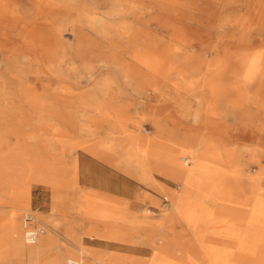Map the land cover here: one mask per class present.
I'll list each match as a JSON object with an SVG mask.
<instances>
[{
	"label": "rangeland",
	"instance_id": "374dc122",
	"mask_svg": "<svg viewBox=\"0 0 264 264\" xmlns=\"http://www.w3.org/2000/svg\"><path fill=\"white\" fill-rule=\"evenodd\" d=\"M151 1L0 0V264H158L157 255L172 264H210L203 261V250H235L230 223L223 221L226 203L215 187L202 201L204 191L189 189L186 179L173 175L170 156L175 154L186 169L203 162L212 171H229L216 162V152L201 159L196 143L184 135L203 136L202 122L212 103L219 111L228 106H216L208 101V91L196 86L211 60V15L217 22L242 20L260 8L247 0L217 6L209 0L199 4L206 11L192 21ZM126 12L131 14L126 18L130 39L123 30ZM95 13L98 20L91 24L88 16ZM168 44L184 52L175 56L166 50ZM146 57L165 61L166 70L147 69L139 61ZM221 118L225 125L210 126L208 144L221 147L227 131L242 135L238 155L245 179L255 177L258 168L250 159L258 148L245 134L249 122ZM235 147L229 142L226 148ZM80 151L119 167L143 188L135 207L102 195L107 200L101 208L113 217L107 226L86 216L91 207L99 212L104 200L78 183ZM51 175L53 186L46 183ZM35 177L42 181L32 182ZM240 193L250 197L251 190ZM20 194L28 206L18 202ZM197 203L211 215L191 228L182 209ZM232 205L250 208L253 203ZM27 217L32 229L44 230L34 244L26 240ZM12 219H18L21 238L33 253L13 245ZM44 236L48 243L41 245Z\"/></svg>",
	"mask_w": 264,
	"mask_h": 264
},
{
	"label": "bare ground",
	"instance_id": "6f19581e",
	"mask_svg": "<svg viewBox=\"0 0 264 264\" xmlns=\"http://www.w3.org/2000/svg\"><path fill=\"white\" fill-rule=\"evenodd\" d=\"M36 1L44 3L45 0ZM208 1L209 0H195L185 3L183 0H153L150 5L157 8L165 5V11L174 14L186 13L189 20L196 21L198 15L206 11V7L203 9L199 4L205 2L207 5ZM213 1L212 4L215 5L216 3L220 4L223 2L230 4L236 3V0ZM246 3L259 7L260 11L257 13L254 12L249 17L245 15L242 20H225L224 18H219L220 20L218 22L215 20V18H217L216 14L211 15L213 23L211 28L207 29L213 41L207 49L211 60L207 64V69L205 71L206 75L196 83V86L201 92L208 91L210 96L208 97V101L211 100L216 106H218V103L226 102L228 106L226 109L219 111L218 107H213L212 103L207 108L206 117L202 122L206 129V132H203V136L200 137V135L193 134L191 131H187L184 135L185 141L188 143H196L195 153L201 157V159H206L211 155V152H216V162L222 166L225 165V167L228 168L227 170H229L227 172L228 174L221 170L212 171L208 166L203 164L202 161V163L190 167L187 159H183L186 162V166H189V168L186 169L178 162L175 154H171L170 156V163H172V166L175 168V173L174 171L172 172L173 175L177 178L186 179V186L189 189L193 188L197 192L204 191L200 197L202 201L209 199V194L206 190H208L210 186H213L217 191L219 199L226 203L225 206H221L222 212L224 211L227 215L223 218V221L226 220L230 223L231 233L233 235V241L230 242L235 246V250L233 252L216 249L203 250V261H209L210 264H264V190H262V186L264 185V40L261 39V37H264V0H247ZM240 5H242V3ZM130 15L131 14L128 12L121 15L123 20H125V22H123V30L124 34L128 36L127 38L131 37L133 34L131 31L132 27L128 24L129 18L126 19L130 17ZM88 18L91 24H95L98 20V14L95 13L92 16H88ZM113 22L115 23V21ZM236 30H238L237 33ZM183 48L184 47L171 44L166 47V50L179 57V55L184 52ZM139 61L147 69L166 70L168 66L165 61L164 64H161L163 63L162 60L156 62V60L150 57H146L143 60L139 59ZM37 64L39 63L37 62ZM127 69H129V67ZM49 70L52 71L53 69ZM188 87L191 88V86ZM222 115L233 116L235 118L242 117V119L249 122V124L244 126V130L246 131V133H244L250 134L251 141L257 144L258 153L253 154L250 159L258 168L255 177L245 179L242 163L238 155L240 148L238 145L240 141L244 139L242 135L237 134L233 137L231 132L227 131L225 139L221 142V147L213 149L208 144V138L211 136V132L207 131L210 129V126L214 125L216 128H222V126L225 125L220 122ZM159 131L162 132L163 130L160 128ZM229 142L232 146L236 147L234 149H227L226 147ZM41 181L39 177L32 179L34 183H39ZM55 181L56 177L54 175L46 178V183L52 186L55 184ZM241 188H248L251 190L250 197L245 198L242 196L240 193ZM17 200L23 207L29 204V201L23 197L22 194L17 196ZM237 201L239 203L250 201L253 205L250 208L233 206L232 202ZM105 202L106 200L102 201L99 212L95 211L96 208L91 207L86 211V216L98 217L107 226L108 222L113 217L107 209L101 208V206H105ZM182 211L186 213L184 220L191 228L196 227L199 219L201 221H207L211 215V211L207 209L206 206L202 204L199 206L198 203L195 206L188 205L185 209L183 208ZM9 223L12 224V233L14 236L13 245H15L19 251H32L33 248H26L21 238L22 228L18 219H12ZM129 223L132 224L133 222ZM239 234L242 235L241 238L238 237ZM25 236L26 240L32 243L29 236L27 237V231L25 232ZM31 253H33V251ZM155 262L158 264H172L168 262L167 258L160 255L156 256ZM116 263L117 261H113V264ZM68 264L79 263L69 261Z\"/></svg>",
	"mask_w": 264,
	"mask_h": 264
},
{
	"label": "crops",
	"instance_id": "0c3cea01",
	"mask_svg": "<svg viewBox=\"0 0 264 264\" xmlns=\"http://www.w3.org/2000/svg\"><path fill=\"white\" fill-rule=\"evenodd\" d=\"M77 179L85 190L101 195L97 197L107 200V197L129 201L132 207L139 204L143 188L127 176L122 169L109 164L93 153L80 151L76 159ZM43 237V236H42ZM45 237V236H44ZM45 237L41 245L47 244ZM55 264H59L55 262Z\"/></svg>",
	"mask_w": 264,
	"mask_h": 264
},
{
	"label": "built area",
	"instance_id": "2783aa9c",
	"mask_svg": "<svg viewBox=\"0 0 264 264\" xmlns=\"http://www.w3.org/2000/svg\"><path fill=\"white\" fill-rule=\"evenodd\" d=\"M31 222H32V218L27 217L26 224H27V226L29 225V227H26L27 237L29 236L30 241L34 244L37 241V239L39 238V236L44 234V231L38 230V229H32L30 227Z\"/></svg>",
	"mask_w": 264,
	"mask_h": 264
}]
</instances>
